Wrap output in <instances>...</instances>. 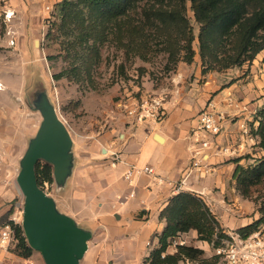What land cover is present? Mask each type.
<instances>
[{
  "label": "crops",
  "instance_id": "1",
  "mask_svg": "<svg viewBox=\"0 0 264 264\" xmlns=\"http://www.w3.org/2000/svg\"><path fill=\"white\" fill-rule=\"evenodd\" d=\"M57 1L61 0H10V5L16 13L19 10L23 13H51L46 6ZM262 57L258 59L261 61ZM256 61L251 64L249 75H242L237 68L207 74L199 94H195L199 97V104H196L192 94L198 83L194 82L189 88L188 79L192 73L200 76V69L195 68L201 62L197 54L193 68L190 64L180 67L179 78L173 77L170 91L144 83L139 88L141 91L136 93H142V96L167 93L166 113L162 119L156 122L128 115L122 103L138 86L126 87L118 93L116 107L108 109L98 120L97 129L88 135L91 138L88 144L74 138L79 158L68 183L62 210L94 230L93 237H98L100 247L96 249L99 261L103 264H144L151 251L159 246L158 235L166 226V220L160 218V213L170 197L177 193L170 184L160 183L145 172L136 174L133 185H130L124 177L126 170L133 164L141 167L150 165L158 175L180 180L191 168L194 146L203 154V160L186 177L182 190L201 194L225 231L237 230L258 218L257 214L251 221L240 218L237 203L241 195L235 187L237 163L233 160L247 153L254 157L253 162L257 157L254 150L259 136L243 133L245 125L254 124L256 112L264 105V64L260 62V67ZM208 104L226 112L228 117L219 133L208 135L211 145L201 147L193 130L201 108ZM156 134L161 139H157ZM114 153L120 155L116 163L112 162ZM239 163L247 165L248 161L242 158ZM132 191L134 196H130ZM8 194L17 193L10 188L6 198ZM2 203L0 195V216L7 210ZM176 242L202 248L208 260L214 257L223 261L215 254L210 242L198 239L197 230L192 229L176 237L175 243L173 241L168 248L169 253L176 251ZM11 256L12 253L3 249L0 241V264H11ZM194 262L186 260L178 264Z\"/></svg>",
  "mask_w": 264,
  "mask_h": 264
},
{
  "label": "trees",
  "instance_id": "2",
  "mask_svg": "<svg viewBox=\"0 0 264 264\" xmlns=\"http://www.w3.org/2000/svg\"><path fill=\"white\" fill-rule=\"evenodd\" d=\"M189 3L200 24L199 51L194 47L196 36L187 16ZM54 4L58 13L48 36L62 37L67 58H72L70 66L55 74L56 79L84 80V74L90 75L93 62L100 58V47L108 41L143 56L145 51L152 50L151 36L157 48L168 54L170 69L180 60L193 62L199 54L202 74L252 64L264 52V0H61ZM81 55L83 63H80ZM255 118L259 125L254 133L259 136L258 144L263 154L248 165L239 163L245 156L233 160L237 163L234 177L238 190L258 204L261 195H253L264 185V105ZM36 171L41 186L53 182L49 163L39 161ZM259 212V218L237 228L242 236L264 224V200ZM10 213L8 211L1 218ZM160 218L166 220V226L158 235L159 246L151 251L146 264H178L186 260L208 264L205 251L200 247L178 243L174 253H169L168 248L176 237L192 229L197 230L199 240L214 242V245L228 236L211 206L194 191L181 190L173 194ZM7 224L15 230L16 244L12 251L25 258L31 257L34 249L22 225L13 219Z\"/></svg>",
  "mask_w": 264,
  "mask_h": 264
},
{
  "label": "rangeland",
  "instance_id": "3",
  "mask_svg": "<svg viewBox=\"0 0 264 264\" xmlns=\"http://www.w3.org/2000/svg\"><path fill=\"white\" fill-rule=\"evenodd\" d=\"M14 3L13 1L16 7ZM56 13L58 12L54 3L51 13H23V10H19L11 23V27L15 30V45L9 44L10 36L6 33L7 25L0 19V189L2 190L0 195L2 206L7 208L0 218L8 211L11 212L0 219V232L7 225L8 220L13 219L20 224L23 221L24 194L18 185L17 177L21 170L22 157L43 120L41 111L33 107L37 92H48L59 117L67 125L73 138L78 141H87L88 144L91 140L88 135L92 130L97 129V122L105 116L106 111L116 107L118 93L124 88L138 86L133 92L137 97H142V93H136L141 91L139 88L144 83H150L157 88L164 87L162 90L170 91L169 87L173 77L179 78L180 67L185 64H190L191 68L195 66V59L191 63L180 60L173 69H170L167 66L168 54L159 50L156 40L150 36L149 40H151V45L153 44L152 50L145 51L143 56L134 55L127 52L125 48L119 47L115 42L108 41L100 47V58L96 60L97 62H93L90 69L91 74H84V80L77 81L67 77L56 79L55 74L72 63V58H67V51L63 49V38L48 36L56 20ZM187 16L196 36L194 47L196 51H199L200 24L195 19L191 3L188 5ZM37 40L38 44H36ZM259 55L256 58L257 61L258 57L264 56V52ZM83 60L81 55L80 63H83ZM258 62L261 67L262 60ZM195 68L200 69V76L197 77L195 73H192L188 84L189 88H192L194 82L198 83V86L194 88L192 98L196 104H199V97H195V94H199V89L205 82V76L219 70L202 74L201 62L199 67ZM231 68L240 69L242 75L251 74L249 63ZM257 69L259 70V67ZM226 71L228 69L219 72ZM199 78L200 80L196 81ZM204 107L201 110L205 109ZM255 146H257L254 150L257 154L255 159H257L263 151L258 143ZM243 156L248 161L247 165L253 163L254 157L250 153ZM235 187L240 193L236 184ZM10 188L14 189L17 194L11 196L8 194L6 198L5 195ZM43 188L55 196L59 194L53 184L47 183ZM259 189L261 190L253 195L254 197L261 195L258 204L240 193L241 200L238 201L237 208L241 211L242 221H251L256 214L258 218L261 216L259 205L264 200V185ZM97 238L94 236L90 239L89 248L81 259V264H103L97 259ZM15 244L16 240L8 249L12 253L11 264H46L41 252L37 250H34L29 258L17 255L12 251ZM193 264L200 263L194 262ZM208 264H224V262L215 260L213 257L210 258Z\"/></svg>",
  "mask_w": 264,
  "mask_h": 264
},
{
  "label": "water",
  "instance_id": "4",
  "mask_svg": "<svg viewBox=\"0 0 264 264\" xmlns=\"http://www.w3.org/2000/svg\"><path fill=\"white\" fill-rule=\"evenodd\" d=\"M33 107L41 111L43 120L22 157L17 177L24 194L21 224L24 235L29 245L41 252L46 264H81L94 230L62 210L68 183L79 158L78 144L59 117L47 91L35 94ZM160 137L156 134L157 139ZM39 161L52 166L51 184L59 191L57 196L39 184L36 171Z\"/></svg>",
  "mask_w": 264,
  "mask_h": 264
},
{
  "label": "built area",
  "instance_id": "5",
  "mask_svg": "<svg viewBox=\"0 0 264 264\" xmlns=\"http://www.w3.org/2000/svg\"><path fill=\"white\" fill-rule=\"evenodd\" d=\"M47 10H52V5L46 6ZM16 15V10L10 5V0H0V19L7 25L6 33L10 36L9 44L15 45V30L11 27V23ZM168 94H151L147 96L137 97L134 93L130 94L127 101L122 103V107L125 112L134 116L139 120L149 118L153 121H159L165 115V102ZM228 117L226 112L216 110L215 107L209 104L208 107L203 109L199 115L196 126L194 127L193 134L197 137V143H200L201 147H209L211 145V139L209 134H217L223 128V121ZM259 125L258 119L254 121L251 126L245 125L243 133L251 136L254 130ZM195 148V157L191 168L187 175L180 180H171L158 175L154 167L150 165L138 166L136 164L131 165L125 172V179L130 185H133V180L136 174L145 172L153 175L158 182L170 184L176 192L182 190L186 177L192 172L195 167L200 166L203 160V154L197 148ZM120 160V155L114 153L112 159L113 163ZM47 184V183H46ZM135 192L132 191L130 196H134ZM228 235L222 237L219 244L214 245L211 243L215 254L220 256L226 264H264V224L262 227L253 233L242 236L237 230L225 231ZM0 241L2 247L8 251L10 245L15 241V230L11 225H6L1 229ZM175 243V240H174ZM178 244V242H176ZM183 244V242L181 243ZM146 264V263H144Z\"/></svg>",
  "mask_w": 264,
  "mask_h": 264
}]
</instances>
